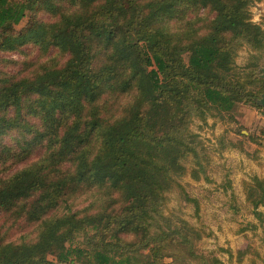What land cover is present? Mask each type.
Returning <instances> with one entry per match:
<instances>
[{"label": "trees", "instance_id": "1", "mask_svg": "<svg viewBox=\"0 0 264 264\" xmlns=\"http://www.w3.org/2000/svg\"><path fill=\"white\" fill-rule=\"evenodd\" d=\"M258 1L0 0V52L34 43L67 57L0 83V166L40 154L0 175V213L37 226L31 241L0 243V264H222L198 246L212 233L166 208L179 190L200 218L181 184L209 163L195 120L259 108ZM41 11L54 19L17 29ZM243 49L250 58L240 66ZM243 186L259 222L241 231L264 234V175ZM252 254L257 264L261 252Z\"/></svg>", "mask_w": 264, "mask_h": 264}, {"label": "rangeland", "instance_id": "2", "mask_svg": "<svg viewBox=\"0 0 264 264\" xmlns=\"http://www.w3.org/2000/svg\"><path fill=\"white\" fill-rule=\"evenodd\" d=\"M252 21L264 28V0H259L251 8ZM33 18L39 22H51V13L41 11L37 15L28 17L18 30L24 29ZM257 73L264 69V53ZM250 58L248 49L241 50L237 63L247 64ZM67 57L59 54L54 48L44 49L34 43H29L15 51L0 52V83L2 80H13L30 76L41 64H63ZM262 79V78H261ZM264 80V79H263ZM264 93L262 94V96ZM262 98V97H261ZM259 104V103H258ZM259 108L248 104L239 105L236 110L224 118H209L204 124L195 120L192 131L199 134L209 152V163L205 173L199 179L191 173L182 178L181 184L187 193L199 201L200 218L195 216V207L182 199L179 190L169 194L166 208L167 214L180 215L192 225L203 227L212 236L205 238L198 246L201 251L217 256L222 264H251L253 249L264 256V234L262 228H251L241 231L248 223H258L259 220L252 213V209L245 203L244 182L253 176L264 175V107ZM14 135L5 138L8 144L13 143ZM256 140V142L254 141ZM36 152L31 160L12 168H2L1 176L6 177L17 169L25 167L39 158ZM191 172L196 166L191 161L186 162ZM206 177L209 179L207 181ZM227 180L231 181V189L225 188ZM234 198V199H233ZM78 207L86 205L84 198L79 199ZM264 213V208H260ZM264 219V216H263ZM264 226V221H263ZM37 236V226L30 225L24 220L15 222L10 217L0 213V243L18 242L22 239L33 240ZM242 256L240 251L251 249ZM228 251L233 253L230 257ZM257 264H264V258ZM54 260V257H50ZM59 264V263H56ZM166 264H174L173 259H167Z\"/></svg>", "mask_w": 264, "mask_h": 264}, {"label": "water", "instance_id": "3", "mask_svg": "<svg viewBox=\"0 0 264 264\" xmlns=\"http://www.w3.org/2000/svg\"><path fill=\"white\" fill-rule=\"evenodd\" d=\"M261 72H262V74L260 75V77H261L262 79H264V69H263V70L261 69ZM259 104H260L261 106L264 107V95L262 96V98H261Z\"/></svg>", "mask_w": 264, "mask_h": 264}]
</instances>
